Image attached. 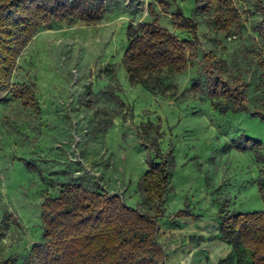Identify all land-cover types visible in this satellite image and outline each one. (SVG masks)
Returning <instances> with one entry per match:
<instances>
[{"label": "rangeland", "instance_id": "rangeland-1", "mask_svg": "<svg viewBox=\"0 0 264 264\" xmlns=\"http://www.w3.org/2000/svg\"><path fill=\"white\" fill-rule=\"evenodd\" d=\"M157 1L109 0L100 23L46 25L19 55L12 82L33 85L36 104L24 106L10 92L0 101V261L14 257L15 264H37L30 248L41 236L40 205L59 193L62 182L81 180L156 217L155 204L136 189L154 157L139 131L149 119L160 124L158 145L174 159L163 213L156 217L164 264H218L230 246L208 241L219 233L217 213L264 210L256 185L264 164L253 150L234 146L248 145L245 136L264 143V120L249 114L264 112V41L256 31L261 20L256 1L233 0L241 29L228 37L194 8V1L167 0L168 13ZM178 6L198 30L188 68L163 71L155 92L130 86L121 61L127 25L151 21L152 9L169 31L189 38L173 26L170 15ZM204 52L226 61L227 79L239 77L247 85V112L218 114L206 95L190 93L191 83L204 78ZM181 209L189 215L174 216Z\"/></svg>", "mask_w": 264, "mask_h": 264}, {"label": "trees", "instance_id": "trees-1", "mask_svg": "<svg viewBox=\"0 0 264 264\" xmlns=\"http://www.w3.org/2000/svg\"><path fill=\"white\" fill-rule=\"evenodd\" d=\"M109 0H0V101L6 92L13 93L22 105L36 104L34 87L13 83L11 76L16 61L35 34L46 25L64 21H80L85 25L103 20ZM194 8L207 15L216 31L231 36L240 31V14L233 0H192ZM255 11L261 14L256 27L264 41V1L255 0ZM161 12L168 13L170 3L157 1ZM151 21L129 23L126 27L127 44L122 62L130 86L141 85L155 92L163 71L182 73L195 56L198 46L197 24L186 16L181 7L171 13L175 29L189 35L179 38L163 26L155 12L149 10ZM203 80L190 85L193 95L204 94L218 114L247 112V85L239 78L224 76L226 61L215 58L211 52L202 55ZM264 68V62H262ZM264 99V72L261 75ZM264 120V112L249 111ZM141 136L148 138L154 157L148 159V169L138 179L136 189L144 201L155 204V216L163 213V197L169 183L174 159L170 151H163L158 140L163 136L161 126L152 120L139 124ZM237 137L235 141L240 139ZM248 145L234 146L253 150L256 160L264 164L261 153L264 143L244 137ZM21 162L31 171L40 173L32 161ZM259 195L264 200V168L256 179ZM59 193L47 196L41 202L42 230L38 242L31 246V257L37 264H164L165 253L156 241L159 227L156 217L144 214L138 208L124 203L119 195L98 189H89L83 182L66 181L59 185ZM218 239L230 246V251L218 264H264V210L252 212H218ZM189 215L183 209L174 213ZM201 237H198V239ZM14 257L0 264H15Z\"/></svg>", "mask_w": 264, "mask_h": 264}]
</instances>
